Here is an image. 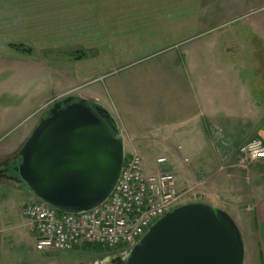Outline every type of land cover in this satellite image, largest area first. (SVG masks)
<instances>
[{
    "label": "crops",
    "instance_id": "1",
    "mask_svg": "<svg viewBox=\"0 0 264 264\" xmlns=\"http://www.w3.org/2000/svg\"><path fill=\"white\" fill-rule=\"evenodd\" d=\"M254 2L264 0H0V75L7 76L0 99L22 106L37 100L46 108L78 90L74 97L109 111L133 151L145 150L148 141L153 146L156 130L171 137L201 130L198 125L220 113L205 91L221 71L219 38L200 37L252 11ZM77 53L85 56L73 60ZM8 183L0 179V188ZM12 187L22 195L14 203L22 225L6 222L10 227L0 230V264H51L55 253L34 250L21 216L33 196ZM253 193L245 224L255 244L245 264H264V186ZM7 202L0 199L4 216L11 210Z\"/></svg>",
    "mask_w": 264,
    "mask_h": 264
},
{
    "label": "rangeland",
    "instance_id": "2",
    "mask_svg": "<svg viewBox=\"0 0 264 264\" xmlns=\"http://www.w3.org/2000/svg\"><path fill=\"white\" fill-rule=\"evenodd\" d=\"M252 7V11L244 12L240 16L237 14L234 20L212 28L200 37L210 38V41L212 38H219L217 45L220 49L221 72L217 78L210 76L207 83L212 88L208 86L210 90L205 91L212 104H218L220 113L217 120L198 125L201 130L190 132L183 129L172 137L169 135L170 132L156 130L153 134L156 136L154 145L151 146L152 142L148 141L149 146L146 144L145 150L136 151L147 165L151 164L150 173L156 169L154 166L156 158L167 159V165L160 169L174 173L177 191L183 195L179 206L204 203L229 212L244 235L247 258L250 257L255 240L250 235L249 226L245 224V214L252 199L257 197L253 190L264 186V180L262 182L259 176L262 175L264 178V163H259L264 160L243 161L239 154L242 145L254 141L261 142L264 148V2H254ZM6 78V74L0 75V86ZM76 92L78 90L70 91L63 99L76 98L74 97ZM189 93L191 97V91ZM193 98L195 95H192L191 99ZM56 101L54 100L53 104ZM208 101V98L204 100V110L207 109ZM194 102V99L191 100L192 106ZM193 107L197 112L201 110L199 104ZM47 109L48 106L46 108L38 106L37 100L22 106L16 99L1 97L0 164L16 160L19 150L31 136ZM105 110L109 113L107 109ZM109 115L112 117L110 113ZM138 125L143 127L142 124ZM131 151L133 150L125 136L126 155ZM8 184L0 188V199L3 197L8 200L7 207H11L5 216L2 210L0 212L2 231L10 227L6 222L12 227L22 225L18 209H14V203L18 201L21 193L16 192L12 187L13 183ZM22 192L33 196L26 190ZM33 198L36 200L34 196ZM6 231L8 230H5L3 235L10 237ZM29 244L35 245L32 237ZM107 256L110 255L104 252L102 247L87 246L68 253H55L50 257L49 263L55 264L53 261L58 258L60 264H105L102 261Z\"/></svg>",
    "mask_w": 264,
    "mask_h": 264
},
{
    "label": "water",
    "instance_id": "3",
    "mask_svg": "<svg viewBox=\"0 0 264 264\" xmlns=\"http://www.w3.org/2000/svg\"><path fill=\"white\" fill-rule=\"evenodd\" d=\"M97 112L111 118L84 98L56 101L19 150L20 162L5 180L60 213L81 214L102 206L124 168L125 142L118 127L108 129ZM245 256L244 235L229 212L191 203L167 213L128 252L102 262L245 264Z\"/></svg>",
    "mask_w": 264,
    "mask_h": 264
},
{
    "label": "built area",
    "instance_id": "4",
    "mask_svg": "<svg viewBox=\"0 0 264 264\" xmlns=\"http://www.w3.org/2000/svg\"><path fill=\"white\" fill-rule=\"evenodd\" d=\"M261 142H250L239 149L243 161L264 160ZM167 159H155L150 173L143 157L128 154L120 179L102 206L81 214H64L39 200L21 209L34 240V250L68 253L84 247H102L109 254L131 250L150 227L179 206L182 196L172 171L161 170ZM171 167V166H170Z\"/></svg>",
    "mask_w": 264,
    "mask_h": 264
},
{
    "label": "trees",
    "instance_id": "5",
    "mask_svg": "<svg viewBox=\"0 0 264 264\" xmlns=\"http://www.w3.org/2000/svg\"><path fill=\"white\" fill-rule=\"evenodd\" d=\"M19 49H21V47L19 46L18 47ZM24 51H27L26 49ZM30 50H28L27 52H29ZM85 56L84 53H77L73 56V60H80L82 59L83 57ZM88 105L91 106L92 108H94V106H96L97 104H95L94 102H90L88 101ZM98 106V105H97ZM96 112V111H95ZM98 114V116L100 117V119L102 120V122L105 124V126L108 128V129H113L114 127H117V124L116 122L114 121V119L111 117V118H108L105 114H100V113H96ZM7 162H15V163H19L20 162V159L17 157L16 160L14 161H7ZM109 257V256H107Z\"/></svg>",
    "mask_w": 264,
    "mask_h": 264
},
{
    "label": "flooded vegetation",
    "instance_id": "6",
    "mask_svg": "<svg viewBox=\"0 0 264 264\" xmlns=\"http://www.w3.org/2000/svg\"><path fill=\"white\" fill-rule=\"evenodd\" d=\"M15 164V162H3L2 164H0V178H6L7 176L13 175L11 169Z\"/></svg>",
    "mask_w": 264,
    "mask_h": 264
}]
</instances>
